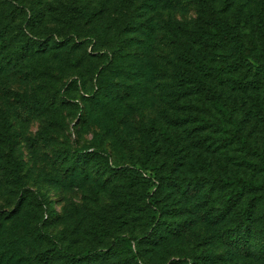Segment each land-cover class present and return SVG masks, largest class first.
<instances>
[{
  "label": "rangeland",
  "instance_id": "1",
  "mask_svg": "<svg viewBox=\"0 0 264 264\" xmlns=\"http://www.w3.org/2000/svg\"><path fill=\"white\" fill-rule=\"evenodd\" d=\"M215 11L264 64V0H0V264H264V75L185 58Z\"/></svg>",
  "mask_w": 264,
  "mask_h": 264
},
{
  "label": "trees",
  "instance_id": "2",
  "mask_svg": "<svg viewBox=\"0 0 264 264\" xmlns=\"http://www.w3.org/2000/svg\"><path fill=\"white\" fill-rule=\"evenodd\" d=\"M11 5V3L9 2ZM82 14L83 11H81ZM85 15V14H84ZM90 17V15H88ZM213 24V29L210 30H203V31H196V36L199 38V41H203V43H208V45L212 46L211 51H200L192 44H187L185 46V58H189L193 62L199 63V65L204 66V70L211 72L213 71L216 75L221 76L224 73L235 72L236 70L247 67L255 72L264 75V64H255L251 61L250 57V49L245 46L242 35L238 32L236 25L227 21L224 17H222L218 12L213 13V18L211 19ZM147 22L144 26L148 25ZM46 42L44 40H36V39H29L27 44L26 50H32L33 52H41L45 50ZM54 47L59 46V42L54 41ZM30 52V51H29ZM23 54V53H22ZM17 62L19 61V56L16 57ZM215 62H218L215 65ZM214 63V65L212 64ZM1 64V63H0ZM3 65V64H1ZM1 71H3L1 69ZM0 71V72H1ZM209 72V71H208ZM178 80L176 81L178 85L188 84L189 82L194 83L193 86H182L180 88L181 93H190V92H203L207 95H212L211 88L199 77L194 75H188L187 70L184 69L177 73ZM37 107L43 106L45 103L43 101H31ZM144 143H145V159L147 160L153 153V137L150 132H146L144 134ZM80 155L85 154V151H79ZM79 158V156L77 157ZM126 171L133 173L135 175L141 174L139 169L135 168H125ZM18 177V175H16ZM233 181L232 179H226L227 183ZM157 183L154 181L153 184ZM247 184V185H246ZM245 185L247 186L248 190H254L257 186H255L251 181H248ZM239 188L242 190L243 187L240 185ZM148 196H152V194H147ZM255 200V198H254ZM150 210L152 211L151 215V223H152V230H155L156 224L158 223V213L156 212L157 208L155 201L151 199L149 201ZM149 232L145 236H150L151 233ZM264 232V227H263ZM140 238L132 239V244L128 242V247L130 250L133 251V257L138 259L139 258V251L136 248H132L133 244L136 246L139 242ZM118 244L123 243L125 238H118ZM103 251H100V254H103ZM65 257H67L70 261L76 260L75 254H69L68 252L65 253ZM193 264V263H192ZM196 264V263H195Z\"/></svg>",
  "mask_w": 264,
  "mask_h": 264
}]
</instances>
